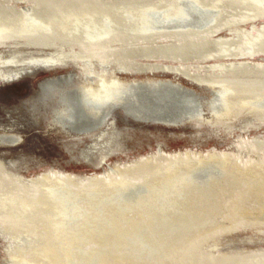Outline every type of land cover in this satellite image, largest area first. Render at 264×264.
<instances>
[{
    "label": "bare ground",
    "instance_id": "bare-ground-1",
    "mask_svg": "<svg viewBox=\"0 0 264 264\" xmlns=\"http://www.w3.org/2000/svg\"><path fill=\"white\" fill-rule=\"evenodd\" d=\"M8 2L13 4L12 0H0V47L7 46L2 50L10 52L8 60H4L0 53V60L3 59L0 74L8 72L7 76L5 73L0 78H15L21 71H31L39 63L48 66L47 61H55L52 55L62 50L67 51L66 56L72 55L75 61L72 70L40 83L45 85L55 78L61 81L44 89L40 86V96L44 92L47 97L41 104L49 107V116L46 117L52 116L46 124L49 127L56 126L64 132L76 134L98 131L89 142L88 149L97 160H104L113 147V136H106L111 135L114 124L110 115L119 109L126 116L132 115L137 119L163 122L166 116L168 123L173 125L207 116L212 121L217 119L236 126L226 133L221 130L220 136L229 137L228 145L216 146L218 150H210L209 153L229 155L238 168L260 165L259 170L264 169V131L250 136L247 131L251 129H243L251 125L252 129L264 127V117H260L263 119L261 122L252 124L250 118H238L235 106L241 102L239 99H252L257 93L264 94V0H31L32 4L22 7H16L18 2L16 6ZM120 6L132 7L128 9L135 15L152 12L162 20V24L130 32L131 27L139 24V17L132 21L120 18L123 17ZM138 7L140 11L136 10ZM113 28L117 30L113 32ZM172 35L179 38L169 39ZM56 41L59 45L54 44ZM12 45L15 48H11ZM45 47H52L55 51L35 49ZM18 56L22 58L20 61L15 59ZM5 65L9 69L6 67L4 71ZM154 70L171 73L176 79L155 77L157 73ZM127 72L133 73V77L120 76L127 75ZM181 77L200 89L184 84ZM160 85L167 86V91L156 94L155 89ZM221 87L231 91H219ZM146 92L150 95L144 94ZM137 96L142 99L151 96L154 100L132 106L131 101ZM32 108L34 113L39 106L34 104ZM62 116H65V122H59ZM13 135L0 134V141L6 143L18 138ZM204 151L184 150L182 147L169 149L156 144L147 153L125 155L90 175L67 171L52 164L25 174L0 159V239L3 241L5 235L15 244L25 246V249L7 250V253L5 250L4 258H9L6 262L264 264V182L263 187L256 188L253 184L255 188H250L249 181L245 179L251 174L245 171L236 174L232 186L220 188L211 200L200 198L205 205L193 216L186 217L190 219L188 222H193L202 213H208L203 217L221 220L228 215L226 211L234 212L235 217L227 223L203 231H192L188 227L178 232L163 230L138 241V247L144 250L155 247L157 253L164 257L155 259V263H148L146 258L140 257V254H146L142 250L132 261L123 249L113 252L109 247L104 248L99 233L85 228H91L92 217L106 218L112 208L97 214L90 207L69 210L66 205L71 192L79 191L85 184H104L109 180L114 183L121 178L140 181L147 164L150 168H145L153 169L152 165H156L161 170L175 159L189 157L197 160L199 156H210ZM90 155L86 159L92 162ZM41 172L43 174L39 176ZM45 176L71 186L49 182ZM84 179L90 180L86 182ZM230 189L231 193H226ZM234 206L237 208L232 211ZM250 212L253 213L252 218L247 216ZM201 226L204 225L198 227ZM237 234L242 235L235 240L233 236ZM169 235L173 237L168 238Z\"/></svg>",
    "mask_w": 264,
    "mask_h": 264
},
{
    "label": "rangeland",
    "instance_id": "rangeland-1",
    "mask_svg": "<svg viewBox=\"0 0 264 264\" xmlns=\"http://www.w3.org/2000/svg\"><path fill=\"white\" fill-rule=\"evenodd\" d=\"M12 1L13 4L11 2L8 3L14 6L17 5L16 7H22L25 6V4L26 6L32 4L31 0L30 2L29 0H27L28 2L26 0H23V2L22 0L21 2L19 0H16V2H14V0ZM106 1L108 2V0ZM112 7H114V5H112ZM107 8L109 7L107 6ZM124 8L125 7L120 6L119 11L123 12V17L120 18L124 20H128L129 18V21H132L136 16L139 17V24L135 27H131V29L128 30L130 32H138L162 24V20L157 19L152 12H141L138 15H135L134 12L128 9L132 7ZM133 8L135 9V7ZM137 9L139 10L140 8L138 7L136 10ZM126 13L130 15H126ZM111 30L112 29H110V31ZM115 30L117 29L113 28V32ZM108 32L109 31H107V33ZM173 37L175 39L179 38V36L176 35H172V37L168 38L174 40ZM21 42H25V40H22ZM54 44L59 45L57 41ZM60 46L63 47L64 44H60ZM3 48H7V46L0 47V50ZM11 48H15V46L12 45ZM47 48L50 47L35 49L36 51H40L39 49L53 50L52 52L55 51L52 47L50 49ZM27 49L31 48L27 47ZM65 52L67 51L62 50L59 51V53L56 52L55 55H52L55 61H47L46 64H48V66H42L43 63H39V65L36 64L32 69L30 66H27L31 71L23 70L17 74L15 78L13 77L8 80V77L5 78V80L0 78V134H15V137H18L17 139H11V143L0 141V159L5 161V163L12 165L15 169L25 174L37 172L47 165L52 164L55 167L67 169V171L73 170L72 172L75 173L81 171L82 174L90 175L101 168L108 167V163L113 162L118 158H124L125 155L132 156L137 152L147 153L156 144H160L161 147L169 149L181 147L184 150L202 149L207 151H204L205 154H210V156H199L197 160L190 159L189 157L185 160L175 159L168 163L167 166L163 167V169L161 168V170L159 169L160 167L156 165H152V167H154L153 169L145 168L149 167L147 164V166L144 167L145 172L140 181L121 178V181H115L114 183L109 180L104 184L98 183L100 185L92 183L85 184L84 187L79 188L80 190L78 189L79 191L74 193L71 192L72 195L70 199L67 200L66 204L68 205L69 210L85 206L90 207L92 211L94 210V212L98 214L102 210L112 208V210L108 212L106 218L99 217V219H96L97 217H92L91 228L87 226L85 227L90 230V232L99 233V236H97L102 241V246L104 248L109 247L113 252L123 249L132 261L134 258H138V251L142 250L143 252H146V254H140V257L143 256L146 258L148 263H155V259L164 257L157 253L155 247H149L150 250H144L138 247V241L140 242L144 237L151 236L152 234L163 230L178 232L182 229L187 230L185 227H188L192 231H195L196 229H198V231H203L207 228L217 227V225L230 221L232 217L234 218L235 216L233 215L234 212L229 213V211H226V214L228 215L225 216V219L221 220H217L215 217L212 219L203 217L207 216L208 213H202L201 216L196 217L198 219L194 218L196 220H193V222H188L190 219L186 217L193 216L195 212L199 211V208L202 205H205L200 202V198L211 200L214 195L219 192L220 188L231 187V183L233 178H236V174H242L244 171L250 173L251 175H248V179H245L249 181L250 184L248 185H251L250 188H258L259 186L263 187L264 169L259 170L260 165H253L254 169L252 168L253 166H249L247 169H244V167L238 168L237 163H233L234 161H232V158L229 155H215L209 153L210 150H218L216 149L217 147H226L229 143V137H222L220 134H222V131L226 133L227 130L230 131L232 128L235 129L236 126L232 127L230 124L221 123L220 121H217V119L213 120L214 123L212 119H209L207 116H203L204 119L203 117H196L189 122L173 125L168 123L169 121L166 116L163 119L164 121L161 120L163 122H160L159 120L152 121L153 119L144 120L140 118L137 119V117L132 115L126 116L119 109H115L110 115V119L113 118L114 120L110 132L111 135L106 136H113L112 143L115 144L111 145L113 147L109 149L104 160L101 158L97 160L96 157L88 151L90 146L89 142L95 138L98 131L90 132L91 134L86 133V135L85 133H68L62 131L59 127L47 126L46 124L51 120L52 116L50 118L48 117L49 119L46 118L49 116V107L45 104H41L47 100V97L44 92H42L43 97L40 96V88L42 87V89H44L43 87H47V85H49V87H52L53 85L56 86V81H61L57 80L59 78H55V80L52 79L48 82L46 81L47 83L45 85L40 83L51 77L66 75L68 70H72V66L75 65L74 58L72 55L66 56ZM0 53L4 56V60H8L7 58H9L8 56L10 52L2 50ZM22 57L24 58L25 56ZM18 58L16 57L15 59L18 61L22 59L19 56ZM3 59L2 61L0 60V65L3 62ZM16 60L14 62H16ZM6 67L9 69V66L5 65L3 66L4 71L7 70ZM154 72L157 73V70H154ZM5 73L7 76L8 72L6 71ZM4 74L0 75L3 76ZM124 74L120 76H127L128 78L133 77V73L127 72V75ZM134 75L141 76L142 74L138 75L134 73ZM154 75L159 78L176 79L171 73H157ZM69 79L70 78H67V81H69ZM182 79L183 77H181V81L184 84L198 89L197 86L189 84ZM188 82L190 81L188 80ZM166 87L167 86L165 85H160L157 86L156 89L154 88L156 94L166 92ZM229 87L231 86L229 85ZM133 89H136V86L133 87ZM218 90L222 92L231 91L229 88L224 87L218 88ZM149 93L150 92H146L144 94L147 95ZM255 97L256 98L252 99L249 97V99H239L241 102L238 101V106L235 105L237 107L236 115L238 118H250L252 124L261 122L263 120L261 118L264 117V94L257 93ZM146 98L144 99L147 101L137 96L132 99L133 101H131V105L138 106L139 104H142V101L149 103L154 100L151 96ZM56 102L57 99L52 104L55 105L54 103ZM155 102H157V100ZM248 102L250 106L248 105ZM252 102L253 105L250 104ZM34 104L39 106V108L35 110L36 113H33L34 109L32 108V105ZM249 112L252 113L250 114ZM63 117L65 116H62L59 122L66 121V118L64 119ZM216 128H220V131L216 130ZM243 129H245V131L251 129L247 131L250 136L254 133L264 131V127L259 126L258 128L255 126L252 129V125ZM243 129H241V133L243 132ZM239 130L240 129L238 128L236 132L238 133ZM75 141L77 143H74ZM73 143L75 145H73ZM77 150H79V152ZM252 153H254V151H252ZM255 153L260 154L258 152ZM90 154L93 158L95 157V160L91 158ZM89 155L92 162L86 159ZM102 161L104 162L102 163ZM42 174V172L41 174L38 173L39 176H42ZM44 179H47L49 182H58L64 186L70 185L69 183L56 178L49 179L45 176ZM87 180L90 179H84L86 182ZM226 193H231V189L230 191L227 190ZM232 196L233 195L229 197ZM69 200L73 205H71ZM204 208H206V206ZM236 208V206L232 207V211L236 210ZM247 216L252 218L253 213L250 212ZM262 217L264 220V214ZM216 220L217 222H215ZM200 225L204 226L198 227ZM129 231L130 233H128ZM1 235L0 232V236ZM240 235L242 234L234 235L233 238L237 240ZM171 237H173V235L168 236V238ZM3 239V241L0 239V264H10L11 262H6L9 258H4V251L6 250L7 253V250L13 251L18 248L25 249V246L15 244L10 238L5 237V235ZM166 255L168 254H165V256Z\"/></svg>",
    "mask_w": 264,
    "mask_h": 264
}]
</instances>
